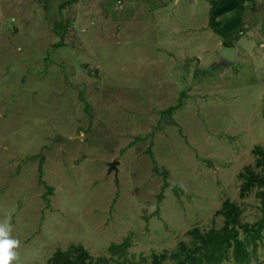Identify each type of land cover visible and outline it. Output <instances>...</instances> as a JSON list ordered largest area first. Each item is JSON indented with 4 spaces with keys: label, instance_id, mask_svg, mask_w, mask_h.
<instances>
[{
    "label": "rangeland",
    "instance_id": "1",
    "mask_svg": "<svg viewBox=\"0 0 264 264\" xmlns=\"http://www.w3.org/2000/svg\"><path fill=\"white\" fill-rule=\"evenodd\" d=\"M192 2L166 0L156 28L119 43L38 40L11 17L0 23V220L10 218L21 243L15 264H48L72 244L116 264L108 248L126 238L123 264L163 253L171 262L189 230L223 225L225 200L245 203L244 222L257 220L259 201L240 199L239 175L264 147V35L238 34L241 56L215 73L216 42L190 43L189 34L211 13ZM77 138L66 148L64 139ZM151 144L171 187L146 154ZM114 160L117 175L108 173ZM257 256L264 264V241Z\"/></svg>",
    "mask_w": 264,
    "mask_h": 264
},
{
    "label": "crops",
    "instance_id": "2",
    "mask_svg": "<svg viewBox=\"0 0 264 264\" xmlns=\"http://www.w3.org/2000/svg\"><path fill=\"white\" fill-rule=\"evenodd\" d=\"M118 1L56 0L51 4H45L43 0H0V23L11 17V22L17 23L24 33H28V29L39 31L40 33H35L36 38L39 36L38 40H41L42 35L46 34L45 37L50 38L48 35L52 34L58 42L75 43L76 40L72 38L75 37L80 45H84L86 37H92L93 41L98 42H104L106 39L118 42L124 37L129 38L128 34L133 33L135 28L140 29L146 24L153 29L156 28L154 21L156 12L159 13L166 6V0H124L126 3L121 8L116 6ZM174 1L173 6L177 7L181 0ZM204 2L206 11L213 12L210 16L212 15L220 26L222 35L216 34L210 28L208 16L201 33L199 28L189 32L190 35H195L194 39L190 38V43L192 40L197 45L214 41L217 48L215 53L218 55L224 46L236 48L235 39L243 31L254 28L260 32V35H264V0H193V5L187 7L193 6V11L197 13ZM43 4L49 7L47 14ZM144 11H148V14L142 18L140 14ZM45 15H48L47 20L53 23V31L50 29L51 32L48 34L43 27L46 21L42 22L41 19V16ZM192 19L197 21V14L193 13ZM212 34L215 37H212ZM81 35L83 38L79 39ZM260 42V47L264 50V45L262 46L264 39L261 38ZM196 48L201 50L199 53L201 55L204 48L201 46ZM184 49L185 56L192 58L193 54L189 52L188 47ZM236 51L240 53L237 48ZM197 58L200 61V57Z\"/></svg>",
    "mask_w": 264,
    "mask_h": 264
},
{
    "label": "trees",
    "instance_id": "3",
    "mask_svg": "<svg viewBox=\"0 0 264 264\" xmlns=\"http://www.w3.org/2000/svg\"><path fill=\"white\" fill-rule=\"evenodd\" d=\"M209 26L216 34L222 35V30L212 15ZM167 112H172V109ZM146 154L153 162L155 173L165 179L164 185L171 187L166 181L167 175L155 161L152 144ZM253 154L255 164L246 166L239 175L240 199L255 195V199L259 201L257 220L244 222L242 217L246 211L245 203L225 200L217 213L224 218L221 227H212L209 230L195 227L189 230L185 234L187 241L178 244L171 262L167 261L168 257L163 253L154 254L150 264H224L229 260H233L234 264H255L253 262L258 259V246L264 241V147L256 146ZM41 169L42 165L40 171ZM48 190L49 194L53 192L52 188ZM158 197L162 199L163 192ZM130 247V239L126 238L121 244L110 245L108 252L111 258L117 256L114 260L116 264H123ZM112 260L106 256L95 258L83 246L72 244L65 250H57L48 260V264H110ZM117 260H121L120 263Z\"/></svg>",
    "mask_w": 264,
    "mask_h": 264
},
{
    "label": "clouds",
    "instance_id": "4",
    "mask_svg": "<svg viewBox=\"0 0 264 264\" xmlns=\"http://www.w3.org/2000/svg\"><path fill=\"white\" fill-rule=\"evenodd\" d=\"M10 218L0 220V264H15L19 260L21 243L12 236Z\"/></svg>",
    "mask_w": 264,
    "mask_h": 264
},
{
    "label": "water",
    "instance_id": "5",
    "mask_svg": "<svg viewBox=\"0 0 264 264\" xmlns=\"http://www.w3.org/2000/svg\"><path fill=\"white\" fill-rule=\"evenodd\" d=\"M240 53L236 51L235 47L224 46L221 51L218 53V62L213 63L210 67V70H213L215 73L227 70L235 64V62L240 57ZM63 142L66 144V148L73 147L76 143L80 142L77 139H64ZM120 161L114 160L113 162L109 163V170L108 173L111 174L114 172L115 175L118 173V165Z\"/></svg>",
    "mask_w": 264,
    "mask_h": 264
},
{
    "label": "built area",
    "instance_id": "6",
    "mask_svg": "<svg viewBox=\"0 0 264 264\" xmlns=\"http://www.w3.org/2000/svg\"><path fill=\"white\" fill-rule=\"evenodd\" d=\"M43 1L45 3H47V4H51V3H53L56 0H43ZM125 3H124V0H119L117 5L120 6L121 8H123V6L125 5Z\"/></svg>",
    "mask_w": 264,
    "mask_h": 264
}]
</instances>
